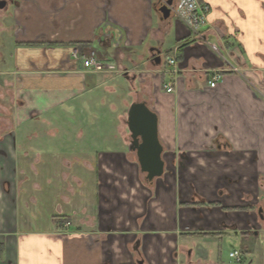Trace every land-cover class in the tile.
Segmentation results:
<instances>
[{
  "label": "crops",
  "instance_id": "0c3cea01",
  "mask_svg": "<svg viewBox=\"0 0 264 264\" xmlns=\"http://www.w3.org/2000/svg\"><path fill=\"white\" fill-rule=\"evenodd\" d=\"M34 1L23 0L32 34L22 23L14 38H32L37 50L15 52L20 77L6 120L15 129L0 132V264H222L219 242L253 264L255 211L244 196L264 168V0H199L210 7L204 33L216 51L182 16L162 15L168 0ZM50 22L62 34H45ZM46 38L62 44L46 47ZM75 51L115 70H85ZM213 73L221 79L209 88ZM55 75H73L75 86L41 84ZM101 76L129 81L157 115L160 178L144 184L108 134L32 129L60 122L67 104L78 120L104 88ZM54 217L69 222L58 227Z\"/></svg>",
  "mask_w": 264,
  "mask_h": 264
},
{
  "label": "rangeland",
  "instance_id": "374dc122",
  "mask_svg": "<svg viewBox=\"0 0 264 264\" xmlns=\"http://www.w3.org/2000/svg\"><path fill=\"white\" fill-rule=\"evenodd\" d=\"M33 2L35 1L30 0V4H33ZM27 3L29 5V2L23 4V0H0V132L13 128V124L7 122L6 120L7 117L12 115L15 111V106L12 100V92L16 88L15 83L17 84L19 81L18 77H20L16 74L17 67L14 66V64H18V67H20V63H15L13 57L18 58V55L21 53L15 54V52L21 51L23 48L28 49L29 47L32 50H37L35 44L27 41L32 40V38H14L15 36L24 34L21 30L22 23L26 26V34L28 32L32 34L31 29L35 28L32 22L29 23L28 21V11L31 8L26 6ZM61 24L62 23L59 22L57 26H54L53 23L50 22L45 27V34L55 33L57 36L62 34V28L60 27ZM28 28L31 32L28 31ZM23 40L27 41V43L25 44ZM58 40V38H46V42L44 44L46 47L52 46L53 44H62L57 42ZM40 78V82L43 81L41 84L48 87L56 86L68 88L72 84L75 86L76 83L73 75H55ZM98 80L99 85L104 86V88L106 86L108 89H96L92 92L91 96L88 98L89 103L86 108V101H84L83 107L85 109L83 110L81 117H78V120L75 121L69 119L70 116H73L76 112H73L67 104L62 107V122L48 123L40 126L32 125V129L47 133L66 132L69 137H73L71 135L75 132L76 134H79V136H82V132H87V135L94 137L91 141H97L95 139L108 134L110 136V141H112V143L110 142V148L124 147L126 151V162H132L135 164L137 163L135 152L128 150L131 146V139L126 121L129 106L132 103L143 99V96L141 95L142 93H137V88L133 87L129 81L123 82L120 76H101ZM59 109L60 108H57V110ZM77 114H81V111H78ZM84 117L87 118L86 122L81 121ZM13 129H15V127ZM98 144H100V142H98ZM80 157L81 156H79V158ZM141 178L142 182L145 184V174L141 173ZM29 181L30 186H32V188H36L37 174L31 176ZM33 194L34 193L31 189L30 196ZM246 196L247 198L249 197L247 201L250 200L252 202L254 208L253 210L257 212L258 210L261 211L259 215H255L256 222L258 220L259 224L257 223L258 228L255 229L257 230V240L255 244H251L255 247V250L252 253V261L253 264H264V168L253 171L252 188L245 194L244 199ZM68 226L69 225H66V228ZM219 244L223 245V248L219 252L220 262L222 264H238L229 258L230 251H232L235 247L234 244L231 242H219ZM242 254L243 259L239 264H245L247 261L245 254Z\"/></svg>",
  "mask_w": 264,
  "mask_h": 264
},
{
  "label": "water",
  "instance_id": "95a60500",
  "mask_svg": "<svg viewBox=\"0 0 264 264\" xmlns=\"http://www.w3.org/2000/svg\"><path fill=\"white\" fill-rule=\"evenodd\" d=\"M170 5L171 0L161 5L160 12L164 17L169 16ZM126 125L130 132V150L135 152L146 181L160 178L164 173V163L161 158L163 147L158 138L157 115L145 102H134L128 108Z\"/></svg>",
  "mask_w": 264,
  "mask_h": 264
},
{
  "label": "built area",
  "instance_id": "2783aa9c",
  "mask_svg": "<svg viewBox=\"0 0 264 264\" xmlns=\"http://www.w3.org/2000/svg\"><path fill=\"white\" fill-rule=\"evenodd\" d=\"M170 12L174 16H182L185 23L190 31L197 32V41L206 43L212 50L216 51L217 46L212 42L206 41L205 31L210 28L209 25V13L210 7L207 3L200 2L199 0H176L170 5ZM74 58L81 62L82 67L93 73L102 72H113L115 70L114 66L101 61L94 52L88 54L79 55L77 51L73 53ZM167 65L175 69L177 61L175 57L167 58ZM173 74L177 73V70L172 71ZM221 79L218 73H213L210 80H208L209 88H214L216 83ZM163 89L167 93L174 91V86L172 84H165ZM229 258L234 260L236 263H241L243 259V254L234 250L229 253Z\"/></svg>",
  "mask_w": 264,
  "mask_h": 264
},
{
  "label": "trees",
  "instance_id": "16d2710c",
  "mask_svg": "<svg viewBox=\"0 0 264 264\" xmlns=\"http://www.w3.org/2000/svg\"><path fill=\"white\" fill-rule=\"evenodd\" d=\"M69 219L64 217H54L53 223L56 224L58 227H62L64 224L68 223Z\"/></svg>",
  "mask_w": 264,
  "mask_h": 264
},
{
  "label": "flooded vegetation",
  "instance_id": "af4514ba",
  "mask_svg": "<svg viewBox=\"0 0 264 264\" xmlns=\"http://www.w3.org/2000/svg\"><path fill=\"white\" fill-rule=\"evenodd\" d=\"M255 215H256V216L259 215V210H258V212L255 211ZM258 218H259V217H258ZM257 223H258V220H257L256 224L254 225V228H255V229L258 228V224H259V223H258V224H257ZM256 231H257V230H254V231H253V232L255 233V235L257 234Z\"/></svg>",
  "mask_w": 264,
  "mask_h": 264
}]
</instances>
